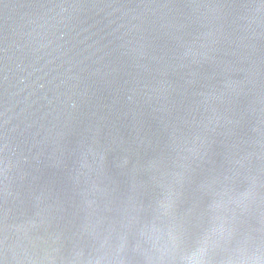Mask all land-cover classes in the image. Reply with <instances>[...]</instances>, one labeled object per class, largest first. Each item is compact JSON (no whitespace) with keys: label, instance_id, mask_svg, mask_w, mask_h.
<instances>
[{"label":"water","instance_id":"1","mask_svg":"<svg viewBox=\"0 0 264 264\" xmlns=\"http://www.w3.org/2000/svg\"><path fill=\"white\" fill-rule=\"evenodd\" d=\"M0 209V264H264V0H0Z\"/></svg>","mask_w":264,"mask_h":264},{"label":"snow or ice","instance_id":"2","mask_svg":"<svg viewBox=\"0 0 264 264\" xmlns=\"http://www.w3.org/2000/svg\"><path fill=\"white\" fill-rule=\"evenodd\" d=\"M175 201L167 200L161 201V209L166 216H172L175 212ZM6 224L7 218L3 213V210L0 209V249L3 245L6 244ZM225 231L223 225H218L215 220L212 221L211 227H206L202 232H200L195 240V244H190L191 247V256L200 261V264H207L204 257L210 251L213 243L214 237L218 234H222ZM187 242V241H186Z\"/></svg>","mask_w":264,"mask_h":264}]
</instances>
